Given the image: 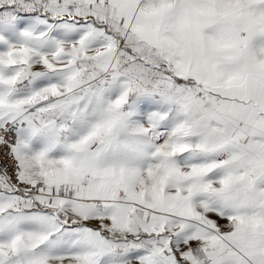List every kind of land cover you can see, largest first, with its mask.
<instances>
[{"label": "snow or ice", "instance_id": "1", "mask_svg": "<svg viewBox=\"0 0 264 264\" xmlns=\"http://www.w3.org/2000/svg\"><path fill=\"white\" fill-rule=\"evenodd\" d=\"M0 264H264V0H0Z\"/></svg>", "mask_w": 264, "mask_h": 264}]
</instances>
